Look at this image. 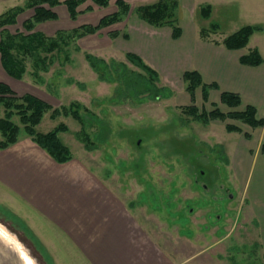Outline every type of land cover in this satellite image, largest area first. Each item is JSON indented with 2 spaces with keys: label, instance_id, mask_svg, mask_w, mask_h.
Returning <instances> with one entry per match:
<instances>
[{
  "label": "rangeland",
  "instance_id": "374dc122",
  "mask_svg": "<svg viewBox=\"0 0 264 264\" xmlns=\"http://www.w3.org/2000/svg\"><path fill=\"white\" fill-rule=\"evenodd\" d=\"M124 1L131 6L124 20L84 37L78 30L118 11L116 0L107 8L87 0L79 10H93L76 19L65 5L57 8L59 19L37 31L57 40L70 36L69 45L40 50L46 62L29 58L23 79L8 75L0 55V82L54 108L75 111L76 104L84 122L71 115L53 120L49 112L37 127L46 134L68 126L60 135L72 152L68 163L56 162L24 130L16 145L0 149V252L17 246L33 264H264L258 241L264 218L253 216L264 217V156H251L260 151V128L233 120L206 124L184 114L181 107L191 103L182 74L171 81L170 99L152 100L150 92L129 97L125 78L148 74L126 59L122 34L139 24L137 8L158 0ZM27 2L0 0V14ZM207 3L213 4L209 18L200 12ZM177 15L188 35L215 23L219 29L210 38L222 40L244 26L264 25V0H195ZM32 16L29 10L8 29L25 32L23 23ZM256 46L264 56V33L244 50ZM88 55L98 60L96 68ZM160 76L157 85L168 86L169 78ZM255 81L264 98V79ZM216 92L205 101L198 91L199 110L234 111L221 105ZM4 113L0 107V118ZM227 124L243 134L229 133ZM246 147L251 151L245 150L237 169Z\"/></svg>",
  "mask_w": 264,
  "mask_h": 264
},
{
  "label": "trees",
  "instance_id": "16d2710c",
  "mask_svg": "<svg viewBox=\"0 0 264 264\" xmlns=\"http://www.w3.org/2000/svg\"><path fill=\"white\" fill-rule=\"evenodd\" d=\"M87 0H28L24 7H17L0 14V32L4 35L0 40V55L2 66L9 76L16 79H23L27 72V61L29 58L40 57V50L48 53H53L60 50L62 43L65 46L69 45L70 36L68 39L57 40L56 38H47L44 33L37 31L39 24H45L59 19L57 8L65 5L68 8L72 19H76L82 12L92 11V7H88L84 11H80L79 7L86 3ZM113 0H92L100 8H107ZM116 12L106 15L96 25H84L78 32L79 37L87 35H95L102 30L113 26L114 24L124 20V17L131 13V6L124 0H116ZM180 9L179 0H158L155 3L148 4L137 8L136 14L140 20L157 28L170 27L173 30V38L179 39L182 36V28L179 23L178 11ZM29 10H33V16L29 17L23 23L25 32L17 31L11 33L8 27L15 26L18 19ZM212 12V6L204 5L201 7V14L205 18H209ZM219 27L213 23L211 29L202 30L201 36L204 39L210 38V34H215ZM210 31V32H209ZM263 31L259 26H244L237 32L226 37L223 40V45L229 50L245 49L256 34ZM120 32H113V37L117 39ZM124 38L128 39L127 35ZM89 63L93 68H96L98 61L92 55L87 56ZM128 62L138 66L148 75L134 74L131 77L125 78L126 91L129 97L139 98L144 93H152V100L160 98L170 99L173 96V91L168 86L159 87L160 75L153 68L136 54L126 53ZM42 62L46 60L42 59ZM100 62V61H99ZM243 65L258 67L264 64V58L258 48L253 49L249 54L240 59ZM102 63V62H101ZM126 66V64H123ZM184 82L186 91L190 94L191 105L181 107L184 114H190L194 120L203 123L212 121L226 122L233 120L243 123L253 129L264 128V118L259 117L258 109L253 105H247L244 110H239L242 106V97L238 93L223 92L221 94V102L234 111L224 113L220 108L215 106L211 112L200 111L196 105V91L202 88V94L205 101L209 100V92L211 89H218L217 84L204 83L201 75L197 71H190L184 74ZM145 91V92H144ZM119 92V90H117ZM123 97L125 91L120 89ZM123 95V96H122ZM0 107L4 108V116L0 118V149L7 150L16 145L22 133L26 132L42 149L47 151L50 156L58 163H68L72 160L71 149L62 142L61 134L67 133L69 128L65 124H59L54 130L42 134L37 131V127L42 123L47 113L51 112V118L56 120L62 115L73 116L76 120H80L84 124L81 115L79 114L78 105L74 104L71 107L77 110L72 111L65 108H54L47 101L40 99L32 94L18 95L12 87L4 82H0ZM18 121H16V119ZM23 126V127H22ZM226 129L229 133L243 134V129L233 124H227ZM247 140H251L252 136L249 133H244ZM86 145L89 147L90 139L86 136ZM98 141L102 142L100 136ZM261 153L264 155V143L261 146Z\"/></svg>",
  "mask_w": 264,
  "mask_h": 264
},
{
  "label": "crops",
  "instance_id": "0c3cea01",
  "mask_svg": "<svg viewBox=\"0 0 264 264\" xmlns=\"http://www.w3.org/2000/svg\"><path fill=\"white\" fill-rule=\"evenodd\" d=\"M179 2L180 9L185 10L192 4L194 6L195 0H179ZM225 3L230 4L229 2ZM208 5L212 6L213 4ZM192 19H194V16ZM180 26L183 31L182 36L179 39H174L173 30L170 27H153L139 19V24H137L133 30H129L126 34H122L123 36L127 35L129 37L125 39L127 45L126 53L138 55L147 65L158 72L159 75L162 74V76L165 75L169 78V80L167 79L169 81L168 87L173 91L174 95L175 91L172 89L171 81L173 80L174 82V79L179 74H182L181 76L184 78L186 72L197 71L201 75L204 83L218 85V89L210 90V96L212 92L217 91L216 94H219V99L221 101V94L223 92L238 93L242 97V106L245 105L246 107L247 105H253L258 109L259 117L260 114L264 116V98L257 95L259 85L255 83V80L264 79V64L258 67L243 65L240 59L249 54L250 51L247 52L244 49L229 50L223 45V40L225 38L222 40H213L212 38L204 39L197 33V29L195 32H192V35L189 33L190 36L181 24ZM256 26L263 28V31L259 33H264V25L259 24ZM259 33H256L254 36ZM256 48L259 49L263 56L261 47L256 46ZM184 85L186 90V84ZM199 90L202 91V88L197 89L196 100ZM185 94L190 96L188 92ZM174 95L172 97H174ZM187 100L191 103V97L190 99L188 97ZM224 106L226 107V105ZM260 130V136L263 137L259 144L260 151L255 155L249 153L251 156H254V158L263 155L261 153V146L264 143V128H260ZM251 148L252 147L242 148V154L239 160H237V169L243 163L241 162L243 153L247 154L245 150L250 149L249 151H251ZM253 216L257 217H254L255 220L264 218L260 213L259 217L258 215ZM258 241L260 248H262L264 252V228L262 229L261 240L258 238Z\"/></svg>",
  "mask_w": 264,
  "mask_h": 264
},
{
  "label": "water",
  "instance_id": "95a60500",
  "mask_svg": "<svg viewBox=\"0 0 264 264\" xmlns=\"http://www.w3.org/2000/svg\"><path fill=\"white\" fill-rule=\"evenodd\" d=\"M18 251L17 246H9L7 252H0V264H28Z\"/></svg>",
  "mask_w": 264,
  "mask_h": 264
},
{
  "label": "bare ground",
  "instance_id": "6f19581e",
  "mask_svg": "<svg viewBox=\"0 0 264 264\" xmlns=\"http://www.w3.org/2000/svg\"><path fill=\"white\" fill-rule=\"evenodd\" d=\"M26 259H27V263H28V261H31L32 262V260L28 256H26Z\"/></svg>",
  "mask_w": 264,
  "mask_h": 264
},
{
  "label": "clouds",
  "instance_id": "9594fccd",
  "mask_svg": "<svg viewBox=\"0 0 264 264\" xmlns=\"http://www.w3.org/2000/svg\"><path fill=\"white\" fill-rule=\"evenodd\" d=\"M28 264H32V262L31 261H28Z\"/></svg>",
  "mask_w": 264,
  "mask_h": 264
}]
</instances>
